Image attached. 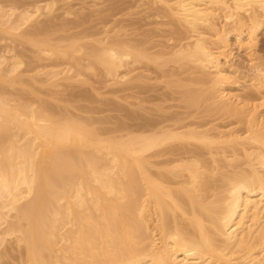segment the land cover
I'll use <instances>...</instances> for the list:
<instances>
[{"label":"bare ground","instance_id":"1","mask_svg":"<svg viewBox=\"0 0 264 264\" xmlns=\"http://www.w3.org/2000/svg\"><path fill=\"white\" fill-rule=\"evenodd\" d=\"M41 1L37 0L32 8H25L24 6V9H20L21 13L19 12L18 14L19 18L17 20L13 19L15 22H13L12 25H10L11 23L8 24V22L13 18L14 12L17 11L13 9L15 6H13V8H11V5V7L8 6L10 7L9 10H6L8 9L7 6L3 5L6 9L0 6V30L8 24L9 27L7 28H12V31L8 29L10 32L9 34L26 40L30 46L32 44V48L35 47L38 53L40 55L42 54L41 57L44 55L50 59L53 58V56L55 58L65 56V58H70V61H73L74 64L78 61L76 66L84 64V69L87 67V70H95L96 68L93 64L98 63V67L102 65L105 69L103 72L105 71L107 73L105 74L106 76H111V79L112 76L113 78H118L114 81V83L117 84L118 81H121L119 80L120 78L123 79L127 77V75L129 76V72L131 73L133 65L135 63V65H137V62L142 60V57L145 56V58H148L146 56L148 53L145 54L143 52L145 55L141 56V51H133L134 47L133 49L131 48V42H128L129 46L127 42V45H125V40L122 41L125 43H123L122 46L120 44L118 45L117 42L119 41H115L116 44L110 40L114 43L112 44L105 43L106 40L104 43L102 42V45H105H103L100 50L94 51L93 48H90L92 50H90L91 52H87L88 49H84L85 46L82 47L80 45L84 50H87L85 52L81 47H78L79 45L76 44V42H78L77 40L76 42L74 41L76 45L73 44V41H69L70 45L73 47V49H71L70 45V48H68L67 44L62 45L66 43V40L61 38V40L56 41V43H62L60 46H66V49H71V52H73L71 53L68 52L70 50H64V47V49H61L58 46L59 44L56 45L57 48L59 47L61 50L56 49L55 46H52V39H49V36L47 38L52 45L46 42L48 40L46 36L42 37L44 41L41 38V40H38V36L35 39V34H42L46 30V26L49 27L48 25L44 26V21L41 23L42 26L36 27L34 31L29 29L30 32H27V29L24 30L26 33H22L19 29H21L25 23L39 18L41 15L51 13L56 4L55 0H53L54 4L51 3L52 1L48 2V0H46L47 2H42L44 3L43 5ZM61 1L60 2L63 3V0ZM64 1L67 3V0ZM158 1L169 6L173 14L181 21L180 23L183 22L190 27L186 26L189 28L188 32L191 29V31L195 33L192 36L194 37L192 42L190 40V42L187 41V43H184L186 41L183 40L184 44H180L179 42L178 47L176 49L174 48L175 50L171 48L174 51V56L186 57V59L188 58L191 60V63H195L196 67L198 65L199 67L206 68V72L207 69H209L208 73L210 72L214 74V76L209 77L207 75L204 77L208 79L206 80L208 82L211 80V89L207 87L210 89L211 93H208L216 105H219L218 109L221 110H219L220 113H223L224 110L225 112L227 111V114L232 113L230 116L233 115V112L237 113L236 111H239L240 105L237 104L239 105L237 109V105L233 102L231 97L233 95L230 96L227 94L229 91H225L227 89V85L225 86V84H228L229 81L228 76H226L229 73H226L230 72V68L227 69V67L223 66L225 63L223 62L224 60H221V56L222 54L226 55L224 52L232 45L231 42H229V37H231V35L237 37L236 43L238 42V45L247 43L248 46L244 47H250V49L259 47L260 35L262 32L264 33V0ZM33 2H35V0ZM17 5L15 9L18 7ZM213 5H216L219 9H224L225 13H221L223 14L222 16L225 15L226 23L229 22L227 27L230 25V29H224L225 26H222L223 29L215 26L217 13H214L215 8ZM68 9H66V12H68ZM219 11H221V9ZM65 14L66 13H64V15ZM218 16L217 19L219 18ZM14 18L16 17L14 16ZM41 24L39 23V25ZM222 24L225 25L224 23ZM49 25L53 26L52 23H49ZM219 25L221 26V24ZM201 26L210 27V29L213 28L212 30H214V33L220 36H218V38H220L219 44L215 43V46L213 41L212 43L214 45H212L210 40L204 36L203 32L199 31ZM6 29L4 30L7 31ZM5 31L4 33L7 37L8 33ZM14 31L20 33H15ZM31 33H34V35H32L34 37L30 36ZM45 33H47V31H45ZM108 33L106 32V35ZM208 33H210V31ZM244 34L246 37H244ZM27 35L28 38H26ZM187 35L190 36L189 34ZM217 35L215 36L217 37ZM183 36H185V34ZM106 37L107 36L104 38L106 39ZM115 38L116 37H114V39ZM54 39L55 38H53V40ZM104 40L102 39L101 41ZM208 41L211 44H209ZM96 42H98V40ZM74 47L76 48L74 49ZM238 47L241 48L243 46ZM231 48H233V46ZM12 50H10V53ZM143 50L145 51L146 49ZM79 51L80 54L82 51L86 53L82 54H85V56L87 55L85 59L89 58V61L86 60L88 64L81 63V61L85 60H81L75 56ZM162 51L165 53L164 50ZM252 51H250L251 54ZM146 52L148 51L146 50ZM254 52L256 53V51ZM20 53L9 54V51H4V53L1 51L0 53V248L7 236L15 237L14 240L21 244L22 247L24 246V251H26V254H24V256L26 255V260L24 259L23 264H264V121H260L255 117V114L249 112V114L252 113L251 117L248 115L250 118V124H248L250 125V133L246 138H248L247 140L250 139V141L256 142L257 145L255 147L258 148H254L251 151L245 150L246 148H244L245 151H248L245 156L246 158L248 156L249 160L244 157V160L248 162V164L246 162L248 167L243 166L244 168L247 167V170H242L237 164L233 163V160V162L230 159L228 160L227 158L231 154H226L224 160L227 159L229 162H232L233 165H236L234 166L236 170L234 168L233 172V169H231L230 171H232V174L230 173L229 175V171L225 167L228 172H225V174L221 172L222 175L224 174V177L221 175L223 183L221 189L219 188L220 191L218 190L216 192L214 189L216 187L214 186L217 185L214 183V185H212L210 183L213 182L212 180H214V178L212 179L211 177V181H208L209 179H203L205 175L202 177L203 172L200 171L201 168L199 169V167L204 168L206 166L205 163L203 167V165L199 164V161H196L200 160L202 157L197 156V159H195L196 154H194L195 156L193 155L194 158L192 157L195 151L193 153H189L188 151L190 154L188 156H191L188 157L189 160L184 159V156L182 157V152L181 154L178 153L180 156L177 158L181 163H177V165L172 163V161H166L172 163V165L176 167L183 168V171L185 169L188 171L186 174L189 180L186 181L183 179L186 183L182 180L186 187L183 190L180 188H173L169 186H172L169 182H173V179L171 181V179L168 178L170 175L167 176L170 172L167 174L165 170L167 174L165 175L161 173L162 169L160 167V170L154 169V166L159 165L158 163L160 160H152L151 157L154 155L158 156L162 151L160 150V153L156 152V148L157 150H159L158 147L163 149L161 146L165 142H169L171 139H183L185 137V139L191 137L202 141L213 140L211 139L213 136L210 133L214 132V135H216L215 137L219 139L218 142H225L224 144H229L228 147L232 146L230 143H233V141L235 142L233 143L234 147L228 148L234 153L233 148L238 147V149H240L239 146L235 145H240L237 143L242 140V134L234 132L236 129L234 130L233 128H231V130L218 131L219 129L216 130L217 127L215 128V126H213L215 129L210 126V128L202 129L203 131H201V129H199L200 131L192 128L188 129L186 127L185 130L182 131L183 125H179L182 129L180 127L172 128L164 125L159 126V124H155L154 122L153 124L151 123L152 121L146 123L144 119L143 121L145 123L143 122L144 124L141 123L138 126L136 124V128L122 126L121 128L126 129L125 133L121 131L123 132L122 134L103 136L104 132L99 127V129H97L96 125L92 127L91 120L87 119V117L90 118V115L86 116V118H81V116H78L80 115L78 113H64L62 110L58 109L59 106L57 108H55L56 106L50 107L47 105V102L44 103L47 99L45 100L44 98L45 101L43 102V100L40 99L42 97L39 98V96L36 95L37 99L39 98L38 101L42 100L41 102H31L33 98L28 102L27 96L25 97L27 102L25 99L21 100L23 96L21 97L20 93L19 96L21 98H18V96L14 98L13 96H15V94L13 95V93L15 92L11 94L13 96L9 97L10 93L8 90L7 92L3 89L4 85L17 81L20 85H26L27 83L24 82L23 78L26 77V73H30V71L24 73L25 71L21 70L20 67L23 66L24 63L21 57L24 56L25 53L24 55L22 52ZM82 54L81 56L83 58ZM157 54L156 56H158ZM262 54H260V57L255 56L257 57L255 59L257 62L252 67V71L254 69L256 72L254 73L257 76L255 81H260L256 84L255 81L252 80L259 89L264 87V58L261 56ZM20 55L22 56L20 57ZM40 55H37V57ZM168 55H170V52ZM168 55L166 57H168ZM174 56L172 58H174ZM152 57H154V55ZM180 57L177 58L180 60L182 59ZM145 58H143V61H145ZM224 58L226 57L224 56ZM73 59L77 60L74 62ZM65 60H67L66 62H69V64L71 63L68 59ZM92 60L96 62H92ZM165 60L166 59H164L162 63H164ZM160 61L161 59H159V62ZM54 62V66L57 67L56 62L58 61ZM165 63H167V60ZM85 64L87 65L86 67ZM69 66L71 67V65L67 64V66H63L65 67L63 69L59 66L61 70H59L58 67L57 69H53V67L52 69H48L47 73L50 74V78L47 76L48 80L52 79L53 82L57 83L55 78L57 79L59 75H65L63 76L64 78L60 77L65 79L67 72H70V70L73 72L72 68L70 69ZM79 67L81 66H78V68ZM122 69L124 71H120ZM45 70L47 71L46 68ZM225 71L227 72L224 73ZM78 73L76 72V75ZM41 75H43L42 72ZM73 75H75V72ZM73 75L71 74V76ZM79 75L80 73L77 75L78 79ZM74 77L72 80H74ZM138 77L140 78L139 75ZM44 78L46 77L44 76ZM199 78L202 79V77ZM66 80L71 79L66 78ZM22 81L23 83H20ZM52 81L51 83H53ZM47 82L49 84L50 81L46 80V83ZM82 83H84V81ZM252 84L253 83H251V85ZM59 85L60 84H58V86ZM251 85H249V88H253ZM205 86L206 84L204 87ZM216 86L219 88H217L219 90H217L218 92L214 90ZM28 87H30V85H28ZM257 88L254 92H257ZM29 89H31V87ZM32 91L34 92V89ZM38 92L35 91V93ZM256 92L254 94H256ZM205 93H207V91ZM258 93L260 92L258 91ZM237 94L240 95L239 93ZM35 96L34 98L36 99ZM198 97L199 96H197V98ZM233 97L235 98L236 96L234 95ZM194 98L188 97L190 102H196L195 99L197 98ZM258 99H260V97ZM240 100H237V102ZM253 111L255 112V109ZM93 117L91 118L95 120ZM123 122L124 124H122ZM123 122L121 123L122 125L127 124L126 121ZM244 122L246 123V121ZM247 122L249 123V121ZM93 124L95 123L93 122ZM113 131H116V129ZM245 136L242 138L244 139ZM191 138L190 140H192ZM229 141L232 142L229 143ZM168 142L167 144L170 143ZM249 142L244 143V145H251ZM183 146L184 145H182V147ZM261 147H263V149ZM187 148L186 150L184 149L185 152ZM235 150L237 151V149ZM241 150L243 149L241 148ZM191 151H193V149ZM237 152L239 153V151ZM196 153L198 154V151ZM162 154H160V156H162ZM164 154L166 155L167 153L165 152ZM206 154H208V152ZM224 154L221 156H225ZM232 155H235L232 158L237 157L236 152ZM166 157H164V161ZM213 157L211 156V159ZM241 157L239 158L240 160ZM168 159L173 160V157L167 158V160ZM212 160L214 161L215 159ZM238 160L235 162L238 163ZM228 161L225 160V162L229 163ZM207 162L209 161L207 160ZM221 164L222 163H219V165ZM230 164L231 163H229V165ZM209 165L210 164H208V166ZM238 167L240 168L239 170ZM209 168L211 169V167ZM219 168L214 169L212 167L213 172L209 170L211 173H214V170L216 171ZM179 171H181V169H179ZM174 172L176 171L173 170V173ZM211 173L206 174L209 177ZM174 175L176 176V174H173V176ZM177 176L176 179L179 178V176ZM219 183L221 184V181ZM220 184L218 187H220ZM179 185L180 184L177 186ZM180 187L182 186L180 185ZM204 189L208 190L209 196H211L210 192H213L212 189L216 192H213L211 196L212 199L208 197L209 201L206 199L207 197L205 194H207V191ZM210 189L211 191L209 192ZM203 190L204 192H202ZM183 191H185V194L182 193ZM204 196L206 198H204ZM203 198L206 202L203 201ZM152 207L156 212V220L154 218V221L157 222L156 226L154 225L155 229H157L156 227L158 226L160 230V244H158L155 238L156 236L154 235L156 230L153 233L154 229L149 223ZM189 226L192 228L190 229Z\"/></svg>","mask_w":264,"mask_h":264},{"label":"rangeland","instance_id":"2","mask_svg":"<svg viewBox=\"0 0 264 264\" xmlns=\"http://www.w3.org/2000/svg\"><path fill=\"white\" fill-rule=\"evenodd\" d=\"M33 1L34 0H0V4H1L0 6H3V5L7 6L8 9H6L3 6L6 10H9V8L11 6H12L11 8H13V6L16 7V5L18 4L17 6L19 8L18 7L16 9H15V7L13 8L15 11L16 10L17 11L14 12L15 14H13V16H12L13 18H11V21H9L8 24L11 23L10 25H12V23L15 22V20H13V19L17 20L19 18L18 14L24 6H25V8H32L34 6V4H36L37 0H35V2H33ZM38 1H41V0H38ZM58 1L60 4L58 3ZM60 1L61 0H55V3L57 5L55 4L54 7L51 4L52 7L54 8V9L52 8L53 9L52 12L54 13V15L52 12L48 13L47 15L46 14L41 15V16H39L40 20H39V18L30 20L29 22H27L23 25L25 27L22 26L23 29L21 27V29L23 31L21 29H19V30L22 33H26V31H24V30H27V29H28L27 32H30L29 29H32L34 31L36 29V27L42 26L41 23H43V21H44V23H45L44 26L45 25L49 26V27L46 26L45 31H47V33H45V31H44L42 34L41 33L35 34V39L37 38V36L39 38L38 40L42 39L43 41H44V39L42 38L43 36H46V38L49 36V39H52V40H53V38H55L53 40L55 43L51 40L53 45L50 43L48 38H47L48 40L47 39H45V40H47L46 42H49L52 46H55L56 49H60V48L62 49L63 47L64 48L66 47V46H63V47L60 46L62 43H60V44H59V42L56 43V41L61 40V38L66 40V43L62 44V45L67 44L68 48L71 47V49H73V47L70 45L69 41H71V42L73 41V44H74V41L76 42V40H77L78 42H76V44L79 45L78 46L79 48L81 46L82 47L85 46L84 49H88V51H87L81 47L82 50H84L85 52L86 51L89 52L91 50L90 48H93L94 51L100 50L103 47V45H105V44L102 45V42L104 43L106 40L107 41L105 43H112L115 41L116 42L119 41L120 43L119 42H117V43H118V45L120 44L121 46L123 45L124 42L125 43L131 42L130 46H132L131 47L132 49L134 47L133 51H135V52L141 51L140 52L141 56L148 53L149 56H148V54L146 55L148 58H145V56L142 57L141 58L142 60L137 62L138 63L137 65H135L136 63L133 65V67L131 68L132 69L131 73L129 72V76L127 75V77H125L127 79V81L125 78H123V79L120 78L119 80H121V81L120 82L118 81V84H117V83H114V81H115V79H118V78L117 77L113 78V76H112V79H111V76H108V75L106 76L105 74H107V73L105 71L103 72V70H105V69L103 68L102 65L100 67H98V65H97L98 63L97 64L95 63L97 66L95 64H93L94 67L96 68L95 69L93 67L95 70H90V69L87 70L86 69L87 65L85 64V67H86L85 68L86 70H85L84 66H83L84 64L76 66V63L78 64V61L75 62V60H77V59H75V60L73 59L75 62V64H74L73 61H70V58H65V56H62V57L60 56L61 58L60 57L55 58L53 56V58H50V59L45 57L44 55H43V57H41L42 54L40 55L38 53V51L35 49V47L32 48V46H33L32 44L30 46V44H28V42H26V40H24L20 37H14L13 35L9 34L10 33L9 30L12 31V28H10V29L7 28V27H9V25L7 23H5V24H7V26L5 24H3V25H5V27L7 29L2 26L3 29L1 28L2 30H0V33H1L0 34V53H1V51L3 53H4V51H6V52L9 51V54L22 52L24 55V53H25L24 56L20 55V57L22 56L21 58L24 62L23 66H25V65L26 66L25 67L21 66L20 68L22 71H25L24 73H26V71L27 72L30 71V73L25 74L26 77H24V75H23L24 82L27 83L26 85H23V84L20 85L18 83V81L14 82V83L11 82L8 85H6V84L4 85L3 89L5 91H7V90L9 91V93H10V96L8 94L9 97H11L15 94V96H13L14 98L17 96H18V98L20 96L21 97L23 96V98L20 97L21 100H23L27 96L26 98H28V102H30L32 100V98H33V100L31 102H34V101L37 102L38 99L40 97H42L40 99H42L43 102L47 99L44 103L47 102L48 106H50V107L56 106L55 108H57L59 106L58 109L62 110L64 113H66V112H69V113L74 112L76 114L78 113V114H80L78 116H81V118H86V116L90 115V118L87 117V119L91 120L92 127H94L96 125L97 129L100 128L104 132L103 136H109L110 134L111 135H113V134L118 135V134H122L123 132L125 133L126 129L121 128L122 126H124V127L128 126L131 128H136L138 125H140L141 123L144 122L143 121L144 119H145L146 123H149V121L150 122L152 121L151 123H153V122L155 124L157 123V124H159V126L164 125V126H169L172 128H179L180 126L183 125L182 131H184L186 127L188 129L189 128L196 129V130L201 129V131H203L202 129L210 128V126L211 127L215 126V128L217 127L216 130L219 129L218 131H221V130L225 131L227 129L231 130V128H233L234 130L235 129L236 130L235 131L232 130V131L237 132L239 134H242L241 135L242 140H240L241 142L239 141V143H237V144H240L241 146L235 145V146H239L240 149H238V147L233 148L234 153L236 152L237 157L239 156L238 158L237 157L232 158L235 155L233 156L232 154H234V153L232 152V150L228 149L230 147L232 148V146L234 147L233 143H235V142L233 141V143H230L232 141H229L230 145H232V146L228 147L229 144L227 145V143L224 144L225 142L224 143L218 142L219 139L217 137H215L216 135H214L215 134L214 132L210 133L213 136L211 138L213 140H203L202 141L200 139H197V138L194 139L191 137L190 138L192 140H190V138L188 139V137H187V139H185L186 138L185 137L183 139H173V140L171 139V140H169L170 143L167 141L169 144H167V142H165L164 144H162L163 147L161 146V148H163V149H160V147H158L159 150H157V148H156L155 149L156 152L160 153V150H162L160 154H162L164 149H165V151L163 152L162 156H160V154H159L158 155L159 157L157 155H156L157 157L154 155L156 158L154 156H153L154 158L151 157L152 160L153 159L154 160H157V159L160 160L158 163L159 165H156L158 167L154 166V169L160 170L159 169V167H160L162 169L161 173H164L165 175H167L170 172L167 176L170 175L168 178L171 179V181L173 179L174 183L169 182V184H172V186L171 185H169V186L173 187V188H178V189L180 188L181 190H183L186 187L185 184L183 183V181H184L183 179H185L186 181L189 180L188 179L189 177L186 174V172L188 173V171L185 168H184L185 170L183 171L182 170L183 168L175 166V165H177V163L178 164L181 163V162H179L180 160H178V158H177L180 156L181 152H182V157L184 156L183 158L186 160H189L188 157H191V156H188V155H190L189 153H193L194 151H195V153L192 154L193 158L195 156L194 154H196L195 159H197V156L202 157L201 159L198 158L200 160H196V161H199L200 162L199 164L203 165V167H204V163H205L206 167H204V168L199 167V169L200 168L202 169V170L200 169V171L203 172L202 177L205 175L203 177V179L204 178H205V180L209 179L208 181H211V177H212V179L214 178L215 181L212 180L213 182H210V183L212 185H214V184L217 185V186H214V187H216V188H214L216 192L218 190L220 191L221 185L223 183V178L221 177V175H222L221 172H224V174H225V172L229 171L228 174L229 175H230V173L232 174V171L234 172V168H235L234 166H236V165H233V163L237 164V166L242 168V170L248 169L247 168L248 166L246 165L247 160L246 161L244 160L246 158L245 154L248 151H245V150L251 151L254 148H258V147H255L257 145L256 142H254V141L252 142V140L250 141V139L247 140L248 138H246L250 133V131H249L250 125H248V124H250V118L249 117H251V115L253 113V114H255V117L257 119H259L260 121H264V91H263L264 87L263 88L261 87L262 89L261 88L259 89L255 86V83L258 84L260 80H257V82L255 81L256 77H257L255 75L256 72L254 69L252 71L253 65L256 64V62H257V60L255 61V59L257 58L255 56L260 57V54L263 53L261 56H263V58H264V33L263 32L260 35V41L258 43L259 47H255L254 48L255 50L250 49V47L249 48L244 47V46H248L247 43H245V44L243 43L241 45H238L237 44L238 42L236 43L237 37H235V35H231V37H229V42H231V44H232L231 47L233 46V48L229 47L230 49L228 48L224 52V53H226V55L222 54V56H221V60L222 61L224 60L223 62L225 63L223 66L227 67V69L230 68V72H227L228 70L226 68L225 69L227 71L224 72V73L227 72L226 74L229 73L228 75H226V76H228L229 81H228V84H225V86L227 85L226 86L227 89L225 91H227V92L229 91L230 94L229 93H227V94L230 96L235 95L236 99L233 96H231L232 100L236 105L237 104L240 105V106L237 105V109L239 106V111H236L237 113L233 112V115L230 116L232 113L227 114V111L225 112V110L224 111L222 110L223 113H220L221 110L218 109L219 105L218 106L216 105V103L213 101L210 94L208 93V92H210L212 83H211V80L209 81L210 83L208 81H206L208 79H205L204 76L208 75L209 77H213L214 74H211L209 72L211 74L210 75L208 73L209 69H207V72H206V68L199 67L198 65H197V67H198L197 68L196 64L193 62L191 63V60H189L188 58L186 59V57H182V56L181 57L180 56L175 57L174 56L175 54H173L174 53L173 50H175L178 47L179 42H180V44L187 43V41L190 42V40L192 42V40L194 38L192 36L195 33L193 31H191V29L188 32L190 27L188 25H185V23H183V22L180 23L181 21L178 19L177 16H175L173 14V12L169 8V6H167L166 4H162L163 2L158 1V0L157 1L156 0H67V3L64 0H63V3H61L62 1L61 2ZM42 2H47V1L42 0L41 4L43 5L44 3H42ZM48 2L53 3V0H48ZM8 6H10V7H8ZM213 7L215 8L214 13H217L216 18H215L216 23L214 22L215 26L220 27V28H222V26L223 27L225 26L224 29H227V28L230 29L231 28L230 25H228V27H227V24H229V22L226 23L225 15L222 16L225 13L224 9L220 8L221 11H219L220 10L219 7H216V5H213ZM64 8H65V11H64ZM68 8L70 9V11ZM214 8H211V9H214ZM216 8H218V9H216ZM66 9H68V12H66L67 11ZM64 13H66V14L64 15ZM45 15H46V17H45ZM14 16L16 18H14ZM217 16L219 17L218 19H217ZM32 21H34V22H32ZM39 23L41 25H39ZM49 23H52L53 26L49 25ZM222 23H224L225 25H223ZM219 24H221V26ZM186 26H188L189 28ZM29 27H32V28H29ZM178 28H180V29H178ZM200 28H202V29H200ZM200 28H199V31L203 32L204 36H206V38H208V40H210L211 43L214 41L213 42L214 44L215 43L219 44V42H220V38H218L219 34L218 35H217V33L215 34L214 30H212L213 28L210 29V27H202V26ZM4 29H6L7 31H5ZM3 30L6 33H8L9 36L7 35V37H6ZM19 30H17V31H19ZM32 30H31V32H32ZM105 31L107 33L108 32L109 33L106 35ZM209 31H210V33H208ZM211 31H213V32H211ZM15 33H20V32H15ZM84 34H86V35H84ZM184 34L186 37L183 36ZM187 34H189L190 36H188ZM32 35H34V33H31L30 36H32ZM66 35H69V36H66ZM70 35H72V36H70ZM116 35H118V36H116ZM215 35H217V37ZM78 36L79 37L81 36L80 38H82V39H80ZM105 36H107L108 38L106 37V39H105L104 38ZM11 37H13L15 39H13ZM32 37H34V36H32ZM110 37H111V39H110ZM114 37H116V38L114 39ZM187 37H188V39H187ZM244 37H246V35ZM26 38H28V35ZM30 39H32V38H30ZM102 39L103 40L105 39V40L101 41ZM14 40H16V41H14ZM67 40H68V42H67ZM95 40L96 41L98 40L99 44ZM110 40H112V42ZM183 40L186 42H184ZM122 41H124V42H122ZM19 42H20V44H19ZM210 42H209V44H211ZM29 43H30V41H29ZM127 43L125 45H127ZM129 43H128V46H129ZM213 43H212V45H214ZM56 44L57 45L59 44L58 46L60 48L59 47L57 48ZM76 44H74V45H76ZM112 44H114V43H112ZM216 44H215V46H216ZM69 45H70V47H69ZM238 46H243V47H241L242 48L241 49ZM75 48L76 47H74V49ZM258 48H259V50H258ZM12 49L15 51H13ZM71 49L65 48L64 50H66V51L70 50L68 52H71ZM143 49H146L148 52H146V50L144 51ZM232 49H234V50H232ZM10 50H12L13 52L11 51V53H10ZM162 50H164L165 53H163ZM84 51H82V53H85ZM250 51H252V54ZM254 51H256V53H258V54H256ZM169 52H170L171 56L168 55ZM36 54L40 55L39 56L40 58L37 57ZM81 54L79 51L76 53L75 56H77V58H80L81 60H85V61H81V63L82 62L87 63L86 60L89 61V58L85 59V58H87L86 57L87 55L85 56L86 53L82 54L83 58H82ZM156 54L158 56H156ZM166 54L168 55V57H166L167 56ZM253 54H255V55H253ZM153 55H154V57L156 56L155 59H154V57H152ZM160 55H162L163 57ZM172 55L174 56L175 59L172 58L173 57ZM252 55L254 56V58ZM224 56L226 58H224ZM66 57H68V56H66ZM157 57H159V58H157ZM160 57H162V58H160ZM177 57H180L182 59L179 60V58H177ZM249 57H250V59H249ZM143 58H145L144 59L145 61H143ZM38 59H40V60H38ZM65 59H68L71 63L69 64V62H66L67 60H65ZM159 59H161V61H160L161 63L159 62ZM164 59L167 60V63H165L166 60L164 63H162ZM226 59H227V61H226ZM253 59H254V61H253ZM53 60L58 61V62H56L57 65L55 64L58 68L60 66V68L63 69V68H65L63 66H65V65L67 66V64H68V65H71V67L69 66V68L70 69L72 68V71H73V72H71V70H70V72H67L65 79H63L64 78L63 76H65V75H62V76L59 75V77L57 79L55 78V81H57V83L60 84L59 86L56 82H53L52 79L48 80V77L50 78V76H49L50 74L47 72H48V69H52V67L54 66L55 62ZM93 61L94 60H92V62ZM38 62H39V65H38ZM94 62H96V61H94ZM64 63H65V65H64ZM29 64H30V67H29ZM50 64H51V66L52 65L53 66L51 67ZM160 65L161 66L164 65V66L161 67ZM78 66H81V67L78 68ZM44 67L47 69V71L45 70ZM57 67L54 66L53 69H57ZM101 67H102V69H101ZM20 68H19V71L21 72ZM60 68H59V70H61ZM232 69H234V70H232ZM76 70H78V71H76ZM120 71H124V70L122 69ZM41 72L43 75H41ZM74 72H75V75H73ZM76 72L80 73L79 79L77 77V75L79 73L76 75ZM61 74H65V73H61ZM71 74L73 76H71ZM138 75L140 76V78L138 77ZM36 76H38V77H36ZM44 76L47 79L44 78ZM68 76L72 77V78H69ZM74 76H76V77H74ZM229 76H230V78H229ZM60 77H63V78H60ZM73 77H74V80L76 78L78 80L77 79L75 81L72 80ZM199 77H202V79H200ZM66 78L71 79V80H66ZM196 78H197V80L199 79L198 82H197ZM61 79H63V80H61ZM252 79L255 81V83ZM46 80L50 81L49 84H48V82L46 83ZM26 81H28V82H26ZM51 81L53 83H51ZM83 81H84V83H82ZM202 81H205V82H202ZM63 82H64V84H63ZM68 82H69V84H68ZM20 83H23V81ZM251 83H253V84L251 85ZM205 84H206V86H205L206 88L204 87ZM28 85H30L31 89H29L30 87H28ZM249 85H251L253 88L254 87L255 88L254 89L249 88L250 87ZM200 87L203 89V91ZM207 87L208 88L210 87V89H208ZM217 88H218L217 86H216V89L214 88V90L216 92L219 91L218 90L219 88L218 89ZM245 88H247V89H245ZM256 88H257V92L255 91L256 94H254L255 93L254 90ZM33 89H34V92L32 91ZM13 90H15V91H13ZM214 90H213V92H214ZM249 90H251V91H249ZM10 91H12V92H10ZM35 91H37V92L39 91V92L35 93ZM206 91H207V93H205ZM245 91H247V92H245ZM258 91L260 93H258ZM13 92H15V93H13ZM12 93H13V95H11ZM189 93H192V94H189ZM237 93H239L240 95H238ZM33 95L39 96V98L37 99V97L35 96L36 97V99H35ZM6 96H7V94H6ZM197 96L200 97V100H199V97L197 98ZM188 97L197 98V99L194 98L196 102H190V99H188ZM259 97H260V99H258ZM261 97H263V98H261ZM44 98H45V100H44ZM42 100H39V101L41 102ZM234 100H236V101H234ZM237 100H240V101L237 102ZM244 100H246V101H244ZM25 101L27 102L26 99H25ZM39 101H38V103H39ZM212 102H214L215 104ZM254 103L256 104V106ZM215 105H216V108H215ZM246 107H248L250 111ZM253 108L255 109V112L253 111L254 110ZM256 110L258 113L256 112ZM249 112H252V113L249 114ZM131 113H133V114H131ZM128 114L129 115L131 114V115L129 116ZM134 114H136V115H134ZM82 115L85 117H83ZM248 115H249V117H248ZM91 117H93L95 120H93ZM123 121H126L128 125L126 123H125L126 125H122V124H124ZM244 121H246V123ZM247 121H249V123ZM93 122L95 124H93ZM136 124H137V126H136ZM111 129H113V130L116 129V131H113ZM188 129H186V130H188ZM238 129H240V130H238ZM105 131L108 133V135ZM121 131H123V132H121ZM114 132H116V133H114ZM244 136H245V138L243 139L242 137H244ZM180 140H182V141H180ZM244 140L247 143L250 141L249 143H251V145L249 144V146H251V147L246 146V144L244 145V143H246ZM212 141H214V142H212ZM242 141H244V142H242ZM241 143H243V144H241ZM182 145H184L183 147H185V148H183ZM242 145L245 147H243ZM174 147H175V149H174ZM187 147H189V148H187ZM248 147H249V149H248ZM186 148H187V151L185 152L184 149L186 150ZM241 148L243 150H241ZM244 148H246V149L244 150ZM261 148L263 149V147H261ZM192 149H193V151H191ZM235 149H237V151H239V153ZM155 150H154V152H155ZM168 151H169V154H168ZM188 151H189V153H188ZM197 151H198V154L196 153ZM222 151H223V153H222ZM244 151H245V153H244ZM165 152L167 153L166 154L167 157L164 154ZM184 152L187 154V156ZM207 152H208V154H206ZM173 153L175 154L176 157L174 156ZM176 153H177V155H176ZM178 153H180V154L178 155ZM200 153H201V155H200ZM214 153L216 155L217 154L218 155L216 156ZM223 154L225 156H221ZM226 154H228V155L231 154L230 156L227 155L228 156L227 159L228 160L230 159L231 161L233 160L234 162L232 161L233 162L232 163V162H229L227 159H225V160L228 161L229 163H231L232 165L231 164L229 165V163L225 162L224 158H226ZM211 156L212 157L214 156L212 159L216 160V158H217V160H216L217 163L215 160H214L215 161L214 162L211 159ZM164 157H166L165 161H164ZM172 157H173V160L172 159L167 160V158H172ZM240 157H241V160L239 159ZM242 159H243V161H242ZM246 159H248V156ZM207 160L209 162H207ZM237 160H238V163L241 161L239 164L242 167L237 162H235ZM166 161H169V162L172 161V163H174L175 165H172V163H168ZM223 161L226 163V165ZM219 163H222L223 165L222 164L219 165ZM164 164H165V166H164ZM170 164L174 169L170 166ZM208 164H210V165L208 166ZM243 164H245V165H243ZM247 164H248V162H247ZM215 165H216V167H215ZM198 166H200V165H198ZM217 166H219L220 168ZM229 166H233V167H229ZM243 166H247V167H245L246 169ZM207 167H208V170H207ZM209 167H211V169ZM212 167L214 169H217V168H219V169L216 170L217 172L214 170V173H211V172H213ZM225 167H226V169H228V171H226ZM239 167H238V170L240 169ZM178 168L181 169V171H179ZM223 168L225 169V171ZM203 169H204V171H203ZM209 169L212 171L210 172ZM221 169H222V171H221ZM231 169H233V170L230 171ZM165 170H166L167 174H166ZM173 170L176 172L173 173ZM206 170H207V172H206ZM235 170H236V168H235ZM205 172L207 174L211 173L210 175H212V176L209 175V177H208V175ZM172 173L176 174V176L178 175L179 178L176 179V176L174 175L175 176L174 177ZM183 174H184V176H183ZM224 174L222 175L223 177H224ZM186 181H184V182L186 183ZM220 181H221V184L219 183ZM181 182H182V184H181ZM178 184H180L182 187H180V185L177 186ZM219 184H220V187H218ZM214 189H212L213 192H214ZM204 190H206V189H204ZM204 190L202 192H204ZM206 191L205 192L207 194H205V193L204 194L207 198L205 196H204V198H206L207 201H209L208 197L211 198L213 192H210L211 191V189H210L209 192L211 193L210 194L211 196H209L208 190H206ZM216 192H214V193H216ZM182 193L185 194V191H183ZM204 198H203V201L206 202V200ZM151 211H152V214L150 216L151 219L149 220V223H150L151 227L154 229L153 233L156 230L154 235L156 236L155 237L156 241L158 242V244H160L161 243V235H159L160 234L159 227L157 226L156 227L157 229H155V226L157 223L156 221H154V218L156 220V212L153 209V207H152ZM153 215H154V217H153ZM152 223H153V225H152ZM189 227H190V229L192 228L191 226H189ZM14 239H15V237L13 238V237H9V236L6 237V240L4 239L2 247L0 248V257H1L0 258V264H23L24 259L26 260V257H25L26 255L24 256V254H26L25 253L26 251H24L25 250L24 246L22 247V245L17 243ZM4 242H5V244H4Z\"/></svg>","mask_w":264,"mask_h":264}]
</instances>
